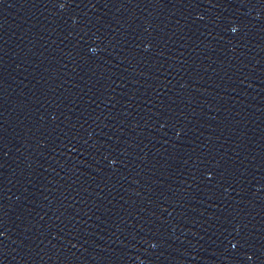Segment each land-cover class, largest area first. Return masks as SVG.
Returning a JSON list of instances; mask_svg holds the SVG:
<instances>
[{"label": "water", "instance_id": "1", "mask_svg": "<svg viewBox=\"0 0 264 264\" xmlns=\"http://www.w3.org/2000/svg\"><path fill=\"white\" fill-rule=\"evenodd\" d=\"M0 264H264V0H0Z\"/></svg>", "mask_w": 264, "mask_h": 264}]
</instances>
